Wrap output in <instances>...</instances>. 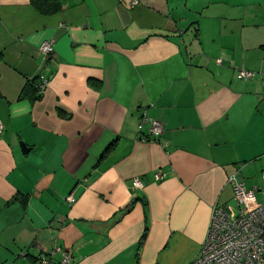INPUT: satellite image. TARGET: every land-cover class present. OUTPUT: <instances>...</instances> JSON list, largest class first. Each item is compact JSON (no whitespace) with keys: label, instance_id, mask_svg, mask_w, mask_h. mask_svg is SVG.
<instances>
[{"label":"crops","instance_id":"1","mask_svg":"<svg viewBox=\"0 0 264 264\" xmlns=\"http://www.w3.org/2000/svg\"><path fill=\"white\" fill-rule=\"evenodd\" d=\"M58 1L0 0V264H186L229 178L262 185L264 0Z\"/></svg>","mask_w":264,"mask_h":264},{"label":"built area","instance_id":"2","mask_svg":"<svg viewBox=\"0 0 264 264\" xmlns=\"http://www.w3.org/2000/svg\"><path fill=\"white\" fill-rule=\"evenodd\" d=\"M54 40H44L39 45V53L43 61H47L54 53ZM220 60H218L219 62ZM253 72L239 70L237 78L249 79ZM37 93L44 90L48 77L41 74L37 76ZM148 130L141 136L145 141L150 136L151 141L157 138L162 126L156 120H149L145 115L141 117L139 129L147 124ZM1 128V127H0ZM1 130V129H0ZM162 174L155 173V178L160 180ZM229 185L232 189V199L235 203L233 209H229L221 202H216L211 210L206 237L198 254L186 264H264V208L256 201V192L264 193V174L262 185L247 189L242 180L231 176ZM134 189L143 188L139 177L132 182ZM72 202V197H67ZM33 264H73L72 259L64 254L58 262L50 258H35Z\"/></svg>","mask_w":264,"mask_h":264},{"label":"trees","instance_id":"3","mask_svg":"<svg viewBox=\"0 0 264 264\" xmlns=\"http://www.w3.org/2000/svg\"><path fill=\"white\" fill-rule=\"evenodd\" d=\"M29 1L30 4L42 14H54L61 9L58 0H29ZM37 84H38L37 77H35L33 79L28 80L22 90L23 95L29 98L31 101H35L40 98V95L37 93ZM138 131L141 133V135L139 136V139L141 141V136L145 134L143 133L142 128L141 129L138 128ZM112 144L106 147L105 150L101 153V155L97 160V163L98 161H100L101 158H103L106 155L107 152L110 151V147L112 146Z\"/></svg>","mask_w":264,"mask_h":264},{"label":"rangeland","instance_id":"4","mask_svg":"<svg viewBox=\"0 0 264 264\" xmlns=\"http://www.w3.org/2000/svg\"><path fill=\"white\" fill-rule=\"evenodd\" d=\"M39 95H41V93L39 94ZM0 127H1V125H0ZM0 129H2V128H0ZM0 132H1V130H0ZM260 174V173H259ZM246 181H248L247 179H245ZM260 182V177H259V175H258V177H256V179H255V183H257V182ZM249 182V181H248ZM262 184V183H261ZM256 200H257V202L264 208V193H262V192H256ZM228 207L230 208V209H233V203L232 202H229V205H228ZM233 212H234V209H233ZM54 252V251H53ZM53 252H50V253H40V254H38L39 255V257L41 258H50V256L52 255V253ZM68 256H70L69 254H67ZM58 262V261H57Z\"/></svg>","mask_w":264,"mask_h":264},{"label":"water","instance_id":"5","mask_svg":"<svg viewBox=\"0 0 264 264\" xmlns=\"http://www.w3.org/2000/svg\"><path fill=\"white\" fill-rule=\"evenodd\" d=\"M23 147V146H22Z\"/></svg>","mask_w":264,"mask_h":264}]
</instances>
